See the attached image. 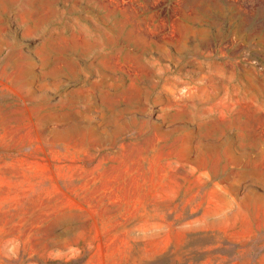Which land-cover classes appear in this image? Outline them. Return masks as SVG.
Masks as SVG:
<instances>
[{"label": "rangeland", "instance_id": "obj_1", "mask_svg": "<svg viewBox=\"0 0 264 264\" xmlns=\"http://www.w3.org/2000/svg\"><path fill=\"white\" fill-rule=\"evenodd\" d=\"M0 264H264V0H0Z\"/></svg>", "mask_w": 264, "mask_h": 264}]
</instances>
